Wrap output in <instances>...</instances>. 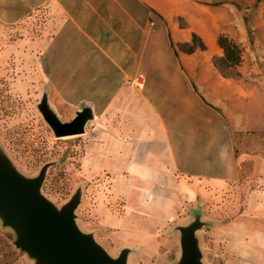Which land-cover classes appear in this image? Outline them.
<instances>
[{"label":"crops","instance_id":"1","mask_svg":"<svg viewBox=\"0 0 264 264\" xmlns=\"http://www.w3.org/2000/svg\"><path fill=\"white\" fill-rule=\"evenodd\" d=\"M23 1L0 0V24L16 25L34 11L46 17L35 41L38 75L58 114L70 115L65 121L80 104L91 106L87 151L102 166L129 177V187L165 176L171 209L238 179L235 136L264 131V79L251 78L240 65L241 77L225 78L212 63L223 55L219 35L246 41L235 6L214 0H36L20 13L14 4ZM192 34L205 48L185 53L178 45L190 43ZM136 74L144 78L141 90L125 84Z\"/></svg>","mask_w":264,"mask_h":264},{"label":"rangeland","instance_id":"2","mask_svg":"<svg viewBox=\"0 0 264 264\" xmlns=\"http://www.w3.org/2000/svg\"><path fill=\"white\" fill-rule=\"evenodd\" d=\"M214 1L232 4L247 20L250 37L238 44L239 65L251 78L264 79V0ZM35 3L25 0L14 5L21 13ZM45 22L46 17L34 11L16 25L0 24V148L16 169L33 177L43 164L54 162L47 169L43 195L60 207L80 187L78 227L90 232L112 257L123 247L130 248L127 264H172L179 246L171 229L188 221L196 209L208 222L197 231L205 264H264V131L236 133V181L171 209L172 188L165 176L146 177V186L129 187V177L117 176L95 160L98 156L87 151L91 124L82 135L53 137L36 109L46 89L48 103L58 113L36 69L35 41L42 37ZM59 115L63 120L70 116ZM11 239V231L0 227V264H33L13 248Z\"/></svg>","mask_w":264,"mask_h":264},{"label":"water","instance_id":"3","mask_svg":"<svg viewBox=\"0 0 264 264\" xmlns=\"http://www.w3.org/2000/svg\"><path fill=\"white\" fill-rule=\"evenodd\" d=\"M43 89L36 109L54 138L82 135L85 126L94 120L92 108L82 103L65 121L47 100ZM54 162L43 164L33 177L20 173L0 148V227L12 233L11 244L33 264H127L131 249L123 247L115 257L96 242L90 232L77 225L75 213L82 199L77 187L60 207L46 198L41 187L47 169ZM199 209L191 211L185 223L173 225L179 251L172 264H205L197 231L206 227Z\"/></svg>","mask_w":264,"mask_h":264},{"label":"trees","instance_id":"4","mask_svg":"<svg viewBox=\"0 0 264 264\" xmlns=\"http://www.w3.org/2000/svg\"><path fill=\"white\" fill-rule=\"evenodd\" d=\"M213 4H218V3L213 2ZM243 21L245 24L247 35L250 37V28L247 25V20L243 18ZM216 42L219 48H221L223 55L212 57V63L214 67L217 69V71L222 77L239 78L240 73L236 70V67L239 65L241 61L240 46L236 42H234L232 39L222 34L217 37ZM178 48L185 53H191L195 49L203 50L205 46L202 43V41L199 39V37L192 34L191 42L179 44ZM8 254L9 256H13V252L9 251Z\"/></svg>","mask_w":264,"mask_h":264},{"label":"built area","instance_id":"5","mask_svg":"<svg viewBox=\"0 0 264 264\" xmlns=\"http://www.w3.org/2000/svg\"><path fill=\"white\" fill-rule=\"evenodd\" d=\"M125 84L133 89L141 90L144 86V78L141 74H136L129 78Z\"/></svg>","mask_w":264,"mask_h":264}]
</instances>
